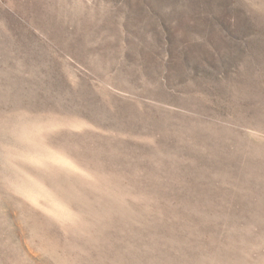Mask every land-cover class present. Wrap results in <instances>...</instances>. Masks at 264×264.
<instances>
[{"label":"rangeland","instance_id":"374dc122","mask_svg":"<svg viewBox=\"0 0 264 264\" xmlns=\"http://www.w3.org/2000/svg\"><path fill=\"white\" fill-rule=\"evenodd\" d=\"M0 264H264V0H0Z\"/></svg>","mask_w":264,"mask_h":264}]
</instances>
